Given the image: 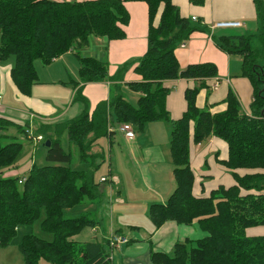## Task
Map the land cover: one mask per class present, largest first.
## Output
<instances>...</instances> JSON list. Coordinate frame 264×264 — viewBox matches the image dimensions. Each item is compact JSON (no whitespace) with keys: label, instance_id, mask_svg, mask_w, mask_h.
Listing matches in <instances>:
<instances>
[{"label":"trees","instance_id":"trees-1","mask_svg":"<svg viewBox=\"0 0 264 264\" xmlns=\"http://www.w3.org/2000/svg\"><path fill=\"white\" fill-rule=\"evenodd\" d=\"M129 1L143 2L148 9L147 50L134 68L141 81L128 84L130 90L140 93L135 106L124 98L117 83L123 69L110 77L106 62L82 55L91 37L106 41L125 38L122 27L127 25L129 15L124 3ZM252 1L257 34L215 37L217 48L241 58V76L253 90L247 115L231 90L224 99L223 112L211 113L197 107L200 92H209L211 82L217 78V68L212 63L179 67L175 50L199 28L180 15L172 0H0V61L13 58L10 78L20 95H31L37 81V60L46 66L68 52H73L79 64V82L71 83L74 89L79 84H112L109 99L98 103L91 114L80 87L73 98L84 106L80 115L37 129L38 136L45 134L50 142L47 162L56 165H33L22 184L17 178L4 176L14 168L22 145L5 141L14 138L8 136L11 128L24 135L27 126L0 117V248L16 245L24 264L41 260L50 264H110L102 245L72 240L83 229L94 227L95 221L87 214L67 219L64 211L99 200L100 184L92 171L82 173L70 168L71 153L63 150L61 135L67 132L78 160L94 170L95 159L102 154L93 149L100 139L113 135L111 127L130 124L141 133L147 124L165 121L171 125L169 153L175 189L165 204L149 206L148 218L155 230L166 222H175L197 225L206 236L176 243L171 255L151 252V263L264 264V236L245 235L247 229L264 227V0ZM254 37L261 43L259 51L251 49ZM175 80L198 85L184 90L185 111L171 120L166 110L170 89L163 84ZM208 138L226 143L228 158L221 164L230 171L233 183L219 185L207 196L198 197L193 194L191 146ZM42 211V229L52 240L29 233L14 242L20 229L32 228Z\"/></svg>","mask_w":264,"mask_h":264},{"label":"crops","instance_id":"crops-1","mask_svg":"<svg viewBox=\"0 0 264 264\" xmlns=\"http://www.w3.org/2000/svg\"><path fill=\"white\" fill-rule=\"evenodd\" d=\"M172 2L179 9L182 17L191 20L193 26L199 28L191 34L184 48L178 47L175 50L179 67L184 69L190 64L212 63L217 68V78L211 82L209 92H200L197 107L211 113L223 112L226 108L224 99L227 92L231 90L237 96L242 112L250 115L253 90L251 83L241 76V58L229 56L217 48L215 37L233 34L250 36L247 33L254 29L257 31L258 21L253 1L172 0ZM124 7L129 15L127 25L122 27L125 38L106 41L91 37L82 55L106 62L110 77L123 69L120 74L122 79L117 83L121 86L124 98L135 106L140 93L130 90L128 84L141 81V77L134 72V68L147 50L148 9L143 2H125ZM192 18L198 21L194 22ZM222 21H238L243 26L229 30H210L212 24ZM34 67L37 72V81L32 86L31 95L22 96L12 85L10 78L12 66L10 64L0 66V117L9 118L18 124L31 126L37 130L50 122L62 123L80 115L84 106L80 102L73 101L75 91L80 87L82 96L87 100L89 114L98 103L109 99L111 82L79 84L74 89L71 83L79 82V64L73 52L64 54L46 66L36 61ZM163 85L170 89L166 98V110L170 119L176 120L185 111L184 90L197 86L198 83L175 80L164 82ZM215 85L217 88L212 89ZM45 86L58 90V93L63 96V103L54 102L55 97L45 98L42 94V88ZM58 105H63L65 110H57ZM68 115L70 116L67 117ZM22 116L25 118L24 122H21ZM119 126L111 127L113 135L102 138L108 143V157L111 161L108 176L100 178V182L105 178L103 183H110L108 201L101 203L102 200L99 199L83 206L84 210L87 209L84 214L90 215L95 225L89 228L90 231L85 228L82 232L85 234L89 232L86 236L94 237L89 242L98 243L104 247L110 264L117 261L118 255L121 258L119 264H152L151 252L171 255L176 243L198 240L206 235L197 225L183 226L175 222H166L155 230L147 215L151 204H165L175 189L173 165L169 153L171 125L165 121L149 123L141 133L135 131V137L132 140H126L123 134L118 132ZM116 134L122 138L123 148L117 141ZM98 142L93 151L103 153ZM227 158V145L222 140L208 138L200 144L191 146L190 168L195 176L193 187L195 196H207L219 186L218 182L213 181L216 185H212V182L205 180L206 178L224 175L227 183H230L227 186L232 185L230 171L221 164ZM30 167L31 164L20 172H26L25 176ZM193 168L203 170L197 173L193 171ZM16 171L18 170L10 169L4 176L15 178L18 175ZM113 184L120 187L116 188L118 191ZM114 193L115 198H113ZM102 195L100 188V196ZM113 237H122L128 241L126 245L115 249L120 250L116 253L117 256L109 245Z\"/></svg>","mask_w":264,"mask_h":264},{"label":"rangeland","instance_id":"rangeland-1","mask_svg":"<svg viewBox=\"0 0 264 264\" xmlns=\"http://www.w3.org/2000/svg\"><path fill=\"white\" fill-rule=\"evenodd\" d=\"M66 1L67 2H71L70 0H66ZM247 34L248 35H254V34H257V31L254 29V31H251V32H249ZM230 36H241V35H234L233 34V35H230ZM0 43H1V39H0ZM261 47L262 46H261L260 41L254 37L252 39V42H251V49H253L255 51L256 50L259 51V50H261ZM37 62L41 63L38 60H37ZM7 64H10L13 67V65H14L13 58H8L5 61H0V66L1 67L5 66ZM78 70H79V68H78ZM41 87H43V86H41ZM42 90H43L42 94L45 95L44 96L45 98L55 97V99L53 100L54 102H58L59 104L63 103V101H62L63 96L58 93V90H54L51 87L48 88L47 86H45V88H42ZM57 110H65V107H63V105H58L57 106ZM69 116L70 115H68L67 117H69ZM21 118H22L21 122H24V120H25L24 116H22ZM50 123H52V122H50ZM27 128L31 130V132H32L34 137L38 136V133L36 132L37 131L36 129H34L31 126H27ZM27 128H26V130H27ZM134 132H135V130H134ZM116 135H117L116 136L117 137L116 138L117 141L120 142V146L123 148V143L124 142H123L122 138L119 136V134H116ZM8 136H13L15 139L14 138L13 139H8V140L5 141V143H9V142H13L14 141V142H19L22 145L21 154H20V156H19V158H18V160H17V162H16V164H15V166L13 168V169H17L18 170V171H16V173H18V175L15 178H17L19 180L22 179L26 172L23 173V172H20V170L23 169V168H27V166L30 165V164H31V167L33 165H36L38 167L45 166V165H56V164H54L52 162H47V160H46L47 150L44 147V144L47 141V136L45 134H41V136L43 138V141L41 143L36 144V145H35L34 142H31V141L27 140L25 134L24 135L17 134L15 132L14 128H11L9 130ZM60 139H61V146H62L63 150L65 152H67V153L68 152L71 153L70 168L72 170H74V171H78V172H82V173H88V172L92 171L93 175H94L95 182L100 184V188L102 190V194L103 195L100 197V200H102L101 203L103 201H105V200L108 201V190L110 188V185H109L110 183H108V182L100 183V178L102 176L103 177L104 176H108L109 166H110V162H111L109 160V157H108L109 156L108 155L109 146H108V143L106 142V140L102 139V140H100L98 142V145L103 150V153H101L102 154V158L99 157V158L95 159V165H97V166H96V168L94 170H92L89 165L81 163L78 160L77 151H76L74 146L69 144L68 134H67L66 131L64 133H62ZM117 141H116V143H117ZM116 143H115V146H116ZM116 148H117V146H116ZM112 167H113V164H112ZM13 169H11V170H13ZM113 169H114V167H113ZM203 169H205V167H203ZM203 169H201V168H199V169L193 168V171L198 173V172L202 171ZM224 177H225L224 175H217L215 178H206L205 180H207L209 182H212V185H216V183L213 182V181H216V182H218L219 185L223 184V185L227 186L230 183H227V181H226V179ZM201 179H202V177H201ZM113 187H115L116 191H118L116 188H120L118 185H114ZM138 189H140V187H138ZM113 198H115V193L113 194ZM85 205H88V202L83 203L80 207L77 206V207L65 210L64 211V217L69 219V218H78V217L82 216L86 212L85 210H87V209L84 210V208H83V206H85ZM44 217H45V215H44V212L42 211L40 218L33 224L32 228H21L20 229L18 236L14 239V242H18V240H19L21 235L29 234V233H32L36 237L50 242L52 240V236L49 235L48 233L44 232L43 229H42V226H41V222L44 219ZM89 228L90 227H87L86 230L90 231ZM82 231L78 235H75V236L72 237V239L76 243L83 244V242H89V241H91L94 238V237H92V235H89L87 237L86 235L89 234V232L85 234ZM257 234L264 235V227L250 228V229H247L245 231V235L247 237L248 236H254V235H257ZM122 246H120V247H122ZM114 251H115L114 252L115 256H117L116 253H118V251H120V250H115L114 249ZM119 263H121V258L118 255L117 261L113 262V264H119ZM0 264H24L23 257L20 254V252L18 251L16 245H10V246H8L6 248H0ZM38 264H50V263L46 262L44 260H41V261H39Z\"/></svg>","mask_w":264,"mask_h":264},{"label":"built area","instance_id":"built-area-1","mask_svg":"<svg viewBox=\"0 0 264 264\" xmlns=\"http://www.w3.org/2000/svg\"><path fill=\"white\" fill-rule=\"evenodd\" d=\"M192 21L197 22L198 20L196 18H192ZM243 24L241 22L238 21H222V22H217L211 25L210 30L213 31L215 29H219V30H229V29H237L242 27ZM179 47L184 48L185 47V42L181 43L179 45ZM217 86H213L212 89H216ZM118 132H120L121 134H123L124 138L126 140H132L135 137V133L134 130L132 128V126L130 124H122L119 126L118 128ZM25 136L26 139L34 142L35 145L38 143H41L43 141L42 136H36L34 137L31 130L27 129L25 132ZM25 181L24 178L20 179L18 181L19 184H22ZM101 181H105V179H102ZM127 240L122 238V237H113L111 238V240L109 241V245L111 247V249H116L119 248L122 245L127 244Z\"/></svg>","mask_w":264,"mask_h":264},{"label":"water","instance_id":"water-1","mask_svg":"<svg viewBox=\"0 0 264 264\" xmlns=\"http://www.w3.org/2000/svg\"><path fill=\"white\" fill-rule=\"evenodd\" d=\"M44 147L45 148H49L50 147V142L49 141H46L45 144H44Z\"/></svg>","mask_w":264,"mask_h":264}]
</instances>
